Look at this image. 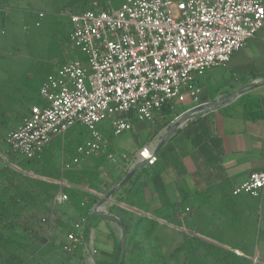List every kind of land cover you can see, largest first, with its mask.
Masks as SVG:
<instances>
[{
    "label": "built area",
    "instance_id": "built-area-1",
    "mask_svg": "<svg viewBox=\"0 0 264 264\" xmlns=\"http://www.w3.org/2000/svg\"><path fill=\"white\" fill-rule=\"evenodd\" d=\"M118 2L115 7L108 0H86L84 8L59 14L69 24L67 41L81 58L64 62L45 78L38 91L43 105L31 106L4 139L10 153L34 162L47 145L74 126L86 128L87 137L75 148V156L60 163L59 189L48 204L52 212L68 201L63 188L69 185L62 178L66 172L93 166L101 157L111 164L153 166L157 161L151 144L132 156L109 151L111 143L100 129L102 124L117 137L129 132L134 120L153 123L164 105L189 99L198 106L203 75L226 68L232 55L264 26V0ZM79 190L98 198L94 213L111 216L108 208L115 203L107 200V208L98 202L103 195L85 185ZM263 190L264 170H260L250 173L231 194L257 199ZM86 225L85 218L69 225L61 246L65 254L78 247L83 258L91 255L82 241Z\"/></svg>",
    "mask_w": 264,
    "mask_h": 264
},
{
    "label": "crops",
    "instance_id": "crops-1",
    "mask_svg": "<svg viewBox=\"0 0 264 264\" xmlns=\"http://www.w3.org/2000/svg\"><path fill=\"white\" fill-rule=\"evenodd\" d=\"M0 6L6 7L4 0H0ZM216 69L213 68V72ZM225 70L232 74L231 81L234 85L226 87L222 84L224 77H218L216 73H213L212 78L209 73L211 70L199 80L202 91L196 104L198 106L213 104V107L193 115L172 134H168V129L177 117L153 136L151 134L156 126V119L150 123L144 141L132 153L134 155L142 146L151 144L155 148L157 158L153 166L142 168L149 171L142 183L147 186L145 182L147 179L150 184L146 193H142L143 189L136 192L133 201L139 197L138 194H143L142 199L138 200L140 206L134 207V202H132L133 207H130L119 201L128 198L131 190L133 191L134 182L126 184L120 193L114 194L115 196L110 199L119 210L144 215L148 218L155 216L159 211L164 214L166 208H175V217L170 215L168 220L160 222L162 224L168 221L174 224L176 222L187 223L190 238L202 239L213 244V256L216 253H223L227 256L230 251L237 253L250 250V245L245 241L250 230V223L258 225L260 231L263 230L264 233V190L257 199L246 195L233 196L231 194L236 187L248 179L250 173L264 170V26L254 38L246 42L240 51L232 55ZM212 80L214 95L209 92ZM251 84L254 87L249 91L231 97L233 92ZM186 101H190L191 104L184 108L187 110L179 116H184L188 111L198 107L191 100ZM33 105L26 107L24 117ZM137 122L139 121L132 122V128L127 133L132 132ZM105 127L108 129L107 124ZM103 134L110 141L107 135ZM113 149L111 144L108 150L116 155ZM74 156L75 149L70 152L66 160ZM118 163L123 168L119 177L121 181L136 163L132 165ZM117 164H111L105 157H101L93 166H82L80 170L66 172L63 176L68 173L96 172L105 182L97 183L94 188L91 186L89 188L85 182L79 186L85 185L92 192L103 195L104 199L113 189L111 187L113 182L118 179L110 173L109 166ZM56 175H59L57 180L43 179L57 185V181L61 178L60 172L58 171ZM107 178L108 181H106ZM139 178L138 176L136 181ZM67 184L69 187L63 188L64 192L65 189H79V186ZM103 199L99 200V204L109 207L110 204L107 200L103 202ZM154 205L156 207L152 208ZM210 206H213V235H205L200 232L201 223L196 222L195 219L198 217L202 224L207 223L203 216L211 214ZM119 214H121L120 211ZM255 214L258 219L255 218ZM169 227L172 228V226ZM119 228L121 230V227ZM89 231L93 232L92 226ZM92 235L97 236L93 233Z\"/></svg>",
    "mask_w": 264,
    "mask_h": 264
},
{
    "label": "rangeland",
    "instance_id": "rangeland-1",
    "mask_svg": "<svg viewBox=\"0 0 264 264\" xmlns=\"http://www.w3.org/2000/svg\"><path fill=\"white\" fill-rule=\"evenodd\" d=\"M4 1L8 10L4 16L0 17V98L13 92L12 90L15 88H18L23 95L25 94L28 97V101H23V107L17 104L14 107V111L7 112V116H10L11 120V129L14 130L19 125L14 121L15 111H20L25 115L24 112L27 111L26 107L28 105H43V103L41 104L39 101L40 99L37 94L26 91L24 87L25 83L27 84L30 80L35 81L42 77L46 70H54L64 62L77 57L81 58V55L72 49L67 41V33L69 29L67 21L64 17L59 16V14L65 9L78 8V4L74 3L76 0ZM108 1L112 2L115 7H118L119 5L118 0ZM38 13L44 14V17L38 18ZM209 73H211L212 78L213 73H216L218 77L223 76L224 80L222 84L226 85V87L234 85L231 81L232 74L229 71H226L225 68L218 67L214 72L213 69H211ZM210 83L212 85L210 86L209 92L214 95L213 80ZM190 104V101H185L181 104L174 103L172 105L174 109L172 108V110L174 112H180L184 108L189 107ZM105 124L106 123L102 124L100 129L110 139L116 155L124 153L127 156L132 155V153L140 147H138V145L144 141L147 131H149L150 128L149 122H137L135 123L132 132H126L121 136L115 137L110 133L107 127H105ZM86 137L87 130L85 127L81 125L74 126L62 138H57L46 146L41 155V159H39V163L33 162L29 166H25V160L20 155L9 153L6 145L0 141V154L2 157L0 158L4 163L5 161L3 159L7 160L11 164L10 166H15L19 170L20 168L31 170L32 168L38 167L45 170L48 176L54 177L60 169L61 160H66L70 155V152L75 149L78 144L83 143ZM1 164L2 163H0V165ZM109 168L111 169L109 170L111 171L110 173L115 176V179L121 176L123 168L120 163L115 166L110 165ZM147 172L149 171L142 169L136 174L132 180L134 182L133 191L131 190L128 198L119 200L121 203H125L130 207L134 206L138 208L140 206V201L138 200L142 199L143 194L147 192V187L150 184L147 179H145L147 186L142 183L144 177L147 176ZM23 173H28L30 176L32 175L31 172L23 171ZM138 176L140 178L136 181ZM98 177L100 182H105L100 176ZM139 189H143V194H138L139 197L136 198V201H133L136 192L137 190L139 191ZM54 192H56V190H52L51 194ZM132 202H134L133 206ZM155 207L156 206L154 205L152 208ZM209 210L211 211V214L208 213L203 216V219L206 220L207 223L202 224L198 217L195 219L196 222L199 221L201 223L200 232L205 235H213V206H210ZM54 212L57 216L56 218L59 225L51 231L48 230L45 225L39 227L37 225V220L32 221L28 218L30 216L29 214L23 215V222L26 223V226L31 225V232L28 231L27 235L24 236L26 230H22L15 235L19 239L22 238L20 235H23L24 238L21 240L25 239L39 249L34 255L33 261H28V264H97L98 260L109 258L111 256L115 241L120 242L122 240V230H120L117 224L109 219L95 216L91 218L93 232H88L87 239L82 237V241L90 250L91 255H87L85 258L80 256L78 260L75 259V261L64 262L68 254H65L61 250V244L64 241L63 234L67 230V226L69 227L78 216L75 214L74 209L68 206H59L55 208ZM113 213H119L118 207L113 209ZM107 217L111 216L108 215ZM255 218L258 219L257 214H255ZM150 219L158 222L155 232L159 236V241L162 246V254L165 258L170 259L169 255H171L177 247L182 246V248H184L179 251L177 259H170L169 264H194L193 258L188 254L195 252L194 250H190V245H194L196 241L200 243V240L202 239L190 238V231L187 228V223L176 222L174 224L172 222L169 223L168 221L165 224H162L160 221L163 220L157 219L155 216L150 217ZM169 226H172V228ZM249 229L245 241H247V244L250 245L249 247H251V249L237 253H233V251L227 253V260L230 264H264L263 230L260 231L258 225H254V223L249 224ZM92 233L97 236H93ZM171 235H174V237H171ZM199 249L200 250L197 251V254L205 256L209 263L222 264L214 262V260L218 259V257L221 258L225 256L223 253H216L213 256V249ZM240 250H242V248H240ZM215 252L216 251H214V253Z\"/></svg>",
    "mask_w": 264,
    "mask_h": 264
},
{
    "label": "trees",
    "instance_id": "trees-1",
    "mask_svg": "<svg viewBox=\"0 0 264 264\" xmlns=\"http://www.w3.org/2000/svg\"><path fill=\"white\" fill-rule=\"evenodd\" d=\"M85 2L86 0H76L74 3L78 4V9L80 10L84 8ZM7 10L6 7L0 6V17L4 16ZM52 71L51 69L46 70L42 77L35 81L30 80L27 84L25 83L24 87L26 91L37 94L41 83ZM12 91L14 93L10 92V94L0 98V141L3 143L6 135L12 130L10 116H7V112L14 111V107L17 104L23 107V101H28L27 95H23L18 88ZM186 110L187 109L174 112L172 110V105H164L155 116L156 126L151 136L157 134ZM23 117L24 114L20 111H15V122L20 124ZM39 162L40 160L34 161V163ZM0 163H2L0 165V264H28V261H33L34 255L39 249L33 246L29 241L25 239L21 240L27 235L28 231L31 232V225L26 226V223L23 222V215L29 214V219L32 221L37 220V225L39 227L45 225L50 231L54 230L56 226L59 225L55 212H52L51 208L48 206L53 196L51 191L57 190V185L40 179L49 178L57 180L59 175L50 177L45 170L38 167L32 168L31 170H25L19 167L20 171H16L9 165V162L4 163L1 158ZM32 163L33 162L25 161V166H29ZM23 171L31 172L33 176L28 175V173H23ZM63 178L67 183L74 186H79L81 183L85 182L89 188L90 186L94 188L97 183H101L96 172L68 173L64 175ZM120 179L121 178H118L113 182L111 187L114 188L119 183ZM132 180L133 178L129 180L127 184L132 183ZM65 193L68 195V201L63 206L72 207L78 218H85L87 220V225L83 232V237L85 239H87L91 227V218L95 216L109 219L119 227H121V224L125 226L126 236L121 227L122 240L120 242L115 241L111 256L98 260L97 264H114L116 250L121 242H123V248L118 264H169L170 259H177L179 251L184 249L182 246H179L169 255L170 259L165 258L162 254L159 236L155 232L158 222L144 215H135L124 210H119L121 214L113 213V209L116 207L114 205L109 208L111 217L99 215L91 210L93 204L98 200L96 196L84 193L79 189H65ZM118 193H120V191L115 193V195ZM84 197L86 198V202L83 203ZM164 212V214L160 211L157 212L155 217L160 220H168L170 215L174 216V214H176L175 208H166ZM42 219L45 220V223H40ZM68 229L69 227L67 226V230ZM22 230H26V232H24V236L20 235L22 238L19 239L15 234ZM65 233L66 231L63 235H65ZM190 247V250H194L195 252L187 253L193 258L194 264H211L206 260L205 256L198 255L197 251L200 250L199 248L213 249V244L200 240V243L196 241V243L190 245ZM79 257V248L77 247L74 249L73 253L67 255L64 262L75 261V259L78 260ZM214 262L230 264L227 260V256L218 257Z\"/></svg>",
    "mask_w": 264,
    "mask_h": 264
},
{
    "label": "water",
    "instance_id": "water-1",
    "mask_svg": "<svg viewBox=\"0 0 264 264\" xmlns=\"http://www.w3.org/2000/svg\"><path fill=\"white\" fill-rule=\"evenodd\" d=\"M254 87L253 84L251 85H248L244 88H241L240 90L236 91V92H233L232 96L231 97H234V96H238V95H241L247 91H249L250 89H252ZM227 103V101H226ZM214 105L211 104L209 106H198L190 111H188L187 113L184 114V116H181L179 119H176L173 124L170 126V128L168 129V134H172L178 127H180L181 125H183L185 122H187L189 119H191V117L199 112H201L202 110H208L210 109L211 107H213ZM0 157H1V154H0ZM2 158V157H1ZM6 163H8L7 160L3 159ZM145 163L144 162H140V163H137L135 164L127 173L126 175L122 178V180L112 189L110 190V192L107 194V196L102 200L103 202H105V200H110L112 198V196L117 193L118 191H120L126 184L129 180H131L132 178L135 177V175L145 166L144 165ZM9 165H11L9 163ZM12 167V166H11ZM13 169L15 170H19L17 167H12ZM20 171V170H19ZM33 176V175H31ZM36 177V176H35ZM39 178V177H37ZM42 180H46L47 179H43V178H40ZM101 202V203H103ZM121 227L122 229L124 230V233H125V236H126V229H125V226L124 224H121ZM122 248H123V242L119 243L118 247H117V250H116V256H115V262L114 264H118L119 263V259H120V255H121V251H122Z\"/></svg>",
    "mask_w": 264,
    "mask_h": 264
}]
</instances>
